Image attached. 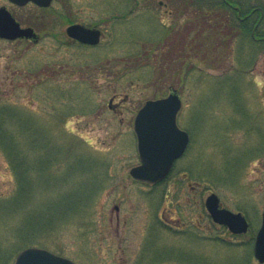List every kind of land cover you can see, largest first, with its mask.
I'll return each mask as SVG.
<instances>
[{
    "label": "rangeland",
    "instance_id": "obj_1",
    "mask_svg": "<svg viewBox=\"0 0 264 264\" xmlns=\"http://www.w3.org/2000/svg\"><path fill=\"white\" fill-rule=\"evenodd\" d=\"M180 1L40 9L0 0L39 38L0 39V121L13 140L0 139V264L28 247L76 264H264L253 255L264 210V51L224 13ZM73 23L101 29V43L69 38ZM174 92L191 143L166 181L147 185L130 175L134 119ZM211 193L247 218L248 233L211 220Z\"/></svg>",
    "mask_w": 264,
    "mask_h": 264
},
{
    "label": "water",
    "instance_id": "obj_2",
    "mask_svg": "<svg viewBox=\"0 0 264 264\" xmlns=\"http://www.w3.org/2000/svg\"><path fill=\"white\" fill-rule=\"evenodd\" d=\"M18 5L30 1L49 7L52 0H10ZM66 33L80 43L97 45L101 40V31L81 24H72ZM32 28H22L6 8H0V38L16 40L18 38H35ZM113 99L110 100L112 107ZM182 102L178 94H170L166 98L148 100L139 110L135 119V132L138 138V151L141 164L130 173L140 181L156 184L165 179L172 169L174 161L185 151L189 136L179 129L177 114ZM211 218L216 224L226 226L233 234L248 232L249 222L241 213H235L221 207L217 194H210L205 201ZM254 255L264 263V212L262 223L256 235ZM15 264H76L72 260L56 255L46 249L31 247L23 250L16 258Z\"/></svg>",
    "mask_w": 264,
    "mask_h": 264
},
{
    "label": "flooded vegetation",
    "instance_id": "obj_3",
    "mask_svg": "<svg viewBox=\"0 0 264 264\" xmlns=\"http://www.w3.org/2000/svg\"><path fill=\"white\" fill-rule=\"evenodd\" d=\"M205 11L208 14H211V11L215 12L217 11V14H222L226 12V10L229 11V15L231 13L232 17H234V21L241 24H248L250 26V33L246 34L248 37L252 38L259 44V50L262 52L264 51V0H205ZM27 5H33L40 9H47L40 6H37L34 3H29ZM17 6V5H16ZM23 7V6H19ZM87 26V25H86ZM245 36L241 30H237V37ZM39 39H33L32 41H38ZM189 134V144L191 143V135ZM137 139V138H136ZM189 147V145H188ZM187 147V149H188ZM186 149V151H187ZM184 156V155H183ZM182 156V157H183ZM181 157V158H182ZM179 158L175 164L181 159ZM171 174L169 175V177ZM168 177V178H169ZM167 178V179H168ZM166 181V180H165ZM208 216V215H207ZM164 217V215H163ZM161 222L172 228V226L164 219L161 218ZM181 225L180 222H177V227Z\"/></svg>",
    "mask_w": 264,
    "mask_h": 264
},
{
    "label": "trees",
    "instance_id": "obj_4",
    "mask_svg": "<svg viewBox=\"0 0 264 264\" xmlns=\"http://www.w3.org/2000/svg\"><path fill=\"white\" fill-rule=\"evenodd\" d=\"M180 3H185L187 4V0H181ZM206 1L205 0H194V8H196V11L199 12V13H202V11L204 12L205 10V4ZM192 6V7H193ZM224 15H226L229 19L230 22H227V26L228 27H231V29L233 30L234 29H239L243 32V34H245V36H242L243 38H247L253 45L256 46V51L259 50V44L261 43H257L255 40H253L252 38L248 37L246 34H249L251 29H250V26L248 24H239L237 23V21L235 22L234 21V17H232L231 13L229 15V11L226 10V13L224 12ZM228 29V28H227ZM227 33V32H226ZM230 34H231V31H230ZM246 41V39H245ZM262 45H264V43H262ZM5 110L6 109H0V116H4L5 114ZM2 118V117H1ZM6 124H4V122L0 121V139H2L3 141V144H5L6 146L8 147H12V142L13 140L11 139V136H8L6 134V131H5V128H6ZM12 153V152H11Z\"/></svg>",
    "mask_w": 264,
    "mask_h": 264
}]
</instances>
